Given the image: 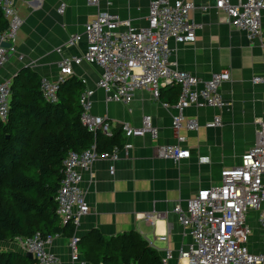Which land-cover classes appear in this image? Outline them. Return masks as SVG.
<instances>
[{
  "label": "crops",
  "instance_id": "obj_1",
  "mask_svg": "<svg viewBox=\"0 0 264 264\" xmlns=\"http://www.w3.org/2000/svg\"><path fill=\"white\" fill-rule=\"evenodd\" d=\"M150 1L103 0L95 7L87 0H18L16 8L22 24L16 46L23 59L12 56L0 65V82L8 81L11 85L24 70L36 73L40 80L44 77L57 80L60 59L80 56L86 51L85 26L98 13L116 12L134 27L145 26ZM188 1L195 3L190 18L197 25L196 39L192 43L171 39V63L202 81L224 69L231 75L220 88L224 108L192 105L184 110L186 119L198 121L197 129H189L185 123L180 129L173 125L178 113V85L163 89L158 99L141 88L130 102L123 103L108 101L105 91L97 87L102 69L96 64L82 61L74 65L73 74L65 80L80 81L81 93L85 89L94 90L91 114L108 121L114 135L119 134L123 144L131 145L127 151L121 147L116 161L99 159L91 169L82 172L89 211L77 226L72 223L73 234L80 237L81 261L103 263V243H112L118 249L121 237L133 231L160 249L168 246L180 262L177 254L191 237L179 223L175 205L185 206L199 189L218 183L221 170L240 164L242 154L255 143L259 123L264 121V84H254L252 77L264 73V12L261 36L251 41L244 31L228 22L223 9L216 8V0ZM62 3L66 4V10L60 14ZM77 34L83 36L82 40L69 45V39ZM145 115L152 117L159 130L158 137L149 134L127 137L122 125L141 126ZM216 116L221 117V125L207 127L206 123ZM180 136L185 137L182 146L191 151L189 158L176 163L157 156V146L178 143ZM112 164L114 174L110 172ZM158 213L160 217L149 219ZM73 234L61 233L48 245L59 257V264H79L72 260ZM161 235H167V242L157 238ZM0 250L26 252L16 239L0 242ZM156 251L161 259V250Z\"/></svg>",
  "mask_w": 264,
  "mask_h": 264
},
{
  "label": "built area",
  "instance_id": "obj_2",
  "mask_svg": "<svg viewBox=\"0 0 264 264\" xmlns=\"http://www.w3.org/2000/svg\"><path fill=\"white\" fill-rule=\"evenodd\" d=\"M18 0H0L8 26L0 32V65L12 56L20 60L16 39L22 20L18 15ZM98 7L103 0H87ZM195 3L188 0H151L145 26L134 27L112 11H102L85 26L84 37L87 49L78 56H64L58 62L57 80L42 78L40 90L45 100L58 101L60 85L73 74L74 65L87 61L98 65L102 71L97 87L103 89L108 101L130 102L138 89H147L158 99L161 89L178 85L180 94L176 103L178 113L173 125L180 129L183 123L189 129H197L196 119H186L184 110L192 105L222 109L225 101L221 85L230 79V71L212 73L202 81L196 75L175 67L171 61V39L177 43H192L196 39L197 25L190 18ZM216 8L226 12L228 22L244 31L249 40L261 36L264 0H216ZM66 4L62 3L59 13L63 14ZM123 28V29H121ZM83 38L74 35L69 45H75ZM4 42L10 46H3ZM58 52L61 49H57ZM254 84H264V73L252 77ZM94 90L85 89L80 95L81 121L91 131L98 130L107 137H113L110 123L100 116L91 114ZM11 86L8 81L0 82V118L6 120L9 113ZM221 125L216 116L206 123L213 128ZM127 137L149 134L158 137L159 130L150 115H145L141 126L122 125ZM178 143L156 147L158 157L171 159L176 163L189 158L191 151L182 146L185 137H178ZM130 144L123 148L130 149ZM120 147L111 151H99L96 144L81 152L70 150L63 161V177L56 195L57 214L62 223L71 221L76 226L89 211L86 192L83 188V171L91 169L99 159L116 161ZM114 174L115 166L110 165ZM179 223L188 231L191 241L180 249L176 261L174 250L168 246L156 247L162 252L161 264H264V121L259 123L254 145L241 156L240 164L221 170V180L203 187L188 199L185 206L174 207ZM252 213H255L252 215ZM161 215H150L149 219ZM59 234L43 237L39 232L30 237H16L26 252H31L35 264H59V257L48 249V245ZM167 242V235L157 237ZM80 237L73 234L70 240L72 260L79 264H90L79 260L78 242ZM105 264V263H101Z\"/></svg>",
  "mask_w": 264,
  "mask_h": 264
},
{
  "label": "trees",
  "instance_id": "obj_3",
  "mask_svg": "<svg viewBox=\"0 0 264 264\" xmlns=\"http://www.w3.org/2000/svg\"><path fill=\"white\" fill-rule=\"evenodd\" d=\"M7 26L0 6V32ZM40 81L36 73H19L10 85L8 116L0 118V242L37 232L43 237L72 235L75 228L71 221L62 223L55 200L65 157L70 150L81 152L93 144L99 151L124 145L119 134L109 138L82 123L80 81L62 83L55 103L45 100ZM121 239L118 249L103 243V263L161 264L156 249L138 233L131 231ZM0 264H35V259L0 250Z\"/></svg>",
  "mask_w": 264,
  "mask_h": 264
},
{
  "label": "water",
  "instance_id": "obj_4",
  "mask_svg": "<svg viewBox=\"0 0 264 264\" xmlns=\"http://www.w3.org/2000/svg\"><path fill=\"white\" fill-rule=\"evenodd\" d=\"M3 46L8 47V46H10V43H8V42H4V43H3ZM25 255H26L28 258L33 259V254H32L31 252H25Z\"/></svg>",
  "mask_w": 264,
  "mask_h": 264
},
{
  "label": "rangeland",
  "instance_id": "obj_5",
  "mask_svg": "<svg viewBox=\"0 0 264 264\" xmlns=\"http://www.w3.org/2000/svg\"><path fill=\"white\" fill-rule=\"evenodd\" d=\"M255 213H252V215H254Z\"/></svg>",
  "mask_w": 264,
  "mask_h": 264
}]
</instances>
